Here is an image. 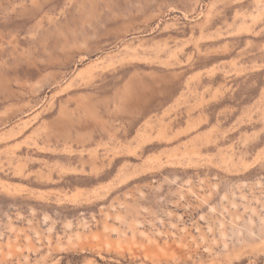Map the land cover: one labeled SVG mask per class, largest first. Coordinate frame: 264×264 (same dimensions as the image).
<instances>
[{"label":"rangeland","instance_id":"1","mask_svg":"<svg viewBox=\"0 0 264 264\" xmlns=\"http://www.w3.org/2000/svg\"><path fill=\"white\" fill-rule=\"evenodd\" d=\"M0 264H264V0H0Z\"/></svg>","mask_w":264,"mask_h":264}]
</instances>
